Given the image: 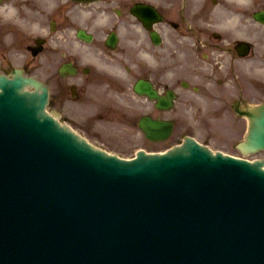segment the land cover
Segmentation results:
<instances>
[{
    "label": "water",
    "instance_id": "obj_1",
    "mask_svg": "<svg viewBox=\"0 0 264 264\" xmlns=\"http://www.w3.org/2000/svg\"><path fill=\"white\" fill-rule=\"evenodd\" d=\"M28 81L0 77V260L5 246L24 242L18 236L23 231L62 242L69 230L91 242L193 241L198 228L190 224L187 230L186 219L197 206L232 194L264 195L260 162L212 155L194 141L186 144L196 148L191 156L178 149L132 162L107 157L55 123L44 111L46 93L25 91ZM251 143L264 147V111ZM221 210L215 211L220 223L232 228L251 214ZM130 248L124 246L138 253Z\"/></svg>",
    "mask_w": 264,
    "mask_h": 264
},
{
    "label": "flooded vegetation",
    "instance_id": "obj_2",
    "mask_svg": "<svg viewBox=\"0 0 264 264\" xmlns=\"http://www.w3.org/2000/svg\"><path fill=\"white\" fill-rule=\"evenodd\" d=\"M0 8L12 10L19 22L0 17V71L20 66L41 77L52 103L70 115L77 111L68 103L87 102L97 117L123 119L116 98L144 106L146 86L156 93L171 85L185 90L211 48L219 50L221 84L235 97L231 105L264 91L242 67L258 56L254 46L244 58L236 39L226 37L243 30V18L250 21L246 32L256 37L254 15L264 0H0Z\"/></svg>",
    "mask_w": 264,
    "mask_h": 264
},
{
    "label": "rangeland",
    "instance_id": "obj_3",
    "mask_svg": "<svg viewBox=\"0 0 264 264\" xmlns=\"http://www.w3.org/2000/svg\"><path fill=\"white\" fill-rule=\"evenodd\" d=\"M172 113V112H171ZM190 122H194L191 120ZM238 116L229 115V114H208L205 116L202 125L197 126L195 129L191 126L185 124V121L181 119L177 123L175 133L171 139L166 143H160L164 146H168L171 142H178L187 132H193L196 137L201 141L208 143L214 149L224 150L229 153L237 154V149L235 147V135H239L242 132V126H240ZM120 133L125 134L129 138L132 134V137H135L134 133L137 132L135 129H116ZM110 131V129L108 130ZM115 130H111L112 133L118 134ZM119 136V135H118ZM120 137V136H119ZM137 137V136H136ZM140 140V139H137ZM121 141L111 138V145L109 149L125 156L133 155V147L141 145V143L133 142L129 145L119 144ZM99 143V142H97ZM106 147V146H105Z\"/></svg>",
    "mask_w": 264,
    "mask_h": 264
},
{
    "label": "bare ground",
    "instance_id": "obj_4",
    "mask_svg": "<svg viewBox=\"0 0 264 264\" xmlns=\"http://www.w3.org/2000/svg\"><path fill=\"white\" fill-rule=\"evenodd\" d=\"M180 149H181L180 152L186 154L187 156H191L196 148L195 147H193V148L186 147V144H185V145L181 146Z\"/></svg>",
    "mask_w": 264,
    "mask_h": 264
}]
</instances>
